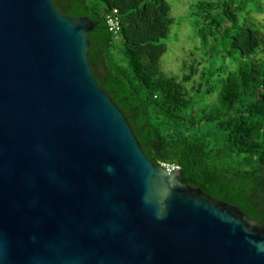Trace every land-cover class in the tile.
<instances>
[{
	"label": "water",
	"instance_id": "obj_1",
	"mask_svg": "<svg viewBox=\"0 0 264 264\" xmlns=\"http://www.w3.org/2000/svg\"><path fill=\"white\" fill-rule=\"evenodd\" d=\"M94 25L0 0V264H264V224L145 155L93 74Z\"/></svg>",
	"mask_w": 264,
	"mask_h": 264
},
{
	"label": "trees",
	"instance_id": "obj_2",
	"mask_svg": "<svg viewBox=\"0 0 264 264\" xmlns=\"http://www.w3.org/2000/svg\"><path fill=\"white\" fill-rule=\"evenodd\" d=\"M53 1L68 16L95 21L90 66L145 155L177 164L189 185L264 224V23L250 15L264 13V0L191 4L201 61L184 60L177 75L160 64L176 21L167 0ZM113 9L117 36L105 17Z\"/></svg>",
	"mask_w": 264,
	"mask_h": 264
},
{
	"label": "rangeland",
	"instance_id": "obj_3",
	"mask_svg": "<svg viewBox=\"0 0 264 264\" xmlns=\"http://www.w3.org/2000/svg\"><path fill=\"white\" fill-rule=\"evenodd\" d=\"M170 4L171 15L176 21L171 26L170 33L163 41L167 44V51L161 56V69L167 75H177L182 72L183 61L196 64L201 61V55L195 51L194 46L197 41L193 40V27L187 20L188 13L191 12V4L194 5L196 0H167ZM251 16L259 23H264L263 12H251ZM196 15H190L195 17ZM242 17V16H241ZM202 68V63L197 65V71ZM214 96L210 97L213 100Z\"/></svg>",
	"mask_w": 264,
	"mask_h": 264
},
{
	"label": "built area",
	"instance_id": "obj_4",
	"mask_svg": "<svg viewBox=\"0 0 264 264\" xmlns=\"http://www.w3.org/2000/svg\"><path fill=\"white\" fill-rule=\"evenodd\" d=\"M108 29L117 36L120 31V24L117 15V10L113 9L112 12L105 15ZM160 166L165 169L166 172H175L179 169V166L174 163L160 162Z\"/></svg>",
	"mask_w": 264,
	"mask_h": 264
}]
</instances>
